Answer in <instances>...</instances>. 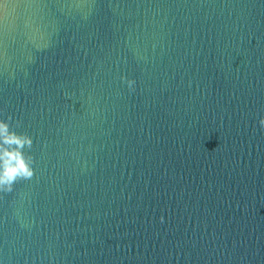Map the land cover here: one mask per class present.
<instances>
[{
	"label": "water",
	"instance_id": "water-1",
	"mask_svg": "<svg viewBox=\"0 0 264 264\" xmlns=\"http://www.w3.org/2000/svg\"><path fill=\"white\" fill-rule=\"evenodd\" d=\"M261 116L264 0H0V264H264Z\"/></svg>",
	"mask_w": 264,
	"mask_h": 264
},
{
	"label": "clouds",
	"instance_id": "clouds-1",
	"mask_svg": "<svg viewBox=\"0 0 264 264\" xmlns=\"http://www.w3.org/2000/svg\"><path fill=\"white\" fill-rule=\"evenodd\" d=\"M133 83L134 81L128 82L130 90ZM257 123L264 129V116H261ZM25 146H31V139L18 136L10 130L7 121L0 120V194L11 192L15 181L32 177L31 162L25 159L21 151Z\"/></svg>",
	"mask_w": 264,
	"mask_h": 264
}]
</instances>
